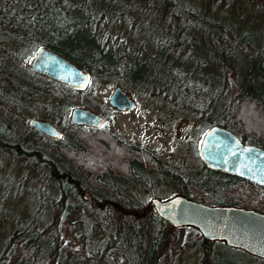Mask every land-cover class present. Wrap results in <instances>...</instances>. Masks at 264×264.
<instances>
[{"label":"trees","instance_id":"trees-1","mask_svg":"<svg viewBox=\"0 0 264 264\" xmlns=\"http://www.w3.org/2000/svg\"><path fill=\"white\" fill-rule=\"evenodd\" d=\"M236 1L207 3L221 8ZM147 24L153 31L137 35L136 28ZM122 27L141 38L136 47L122 35ZM146 36L152 55L144 53ZM40 47L70 61L91 80L116 74L126 86L138 82L147 91L153 83L166 84L165 94L155 92L157 97L171 95L176 108L208 126L222 104L225 120L214 125L264 150V42L255 44L225 16L189 0H0V124L10 123L8 130L0 126V151L33 166L41 184L39 205L45 196L47 208L41 225L31 218L5 234L0 264H177L188 233L197 238L195 264L226 263L217 246L264 264L222 243L204 241L192 228L171 227L134 196L136 150L102 126L73 125L66 119L61 106L80 105L83 90L33 74L29 61ZM248 51L245 62L237 64V56ZM196 92L212 100H198ZM28 101L55 124L59 139L41 135L20 116ZM253 187L249 204L198 202L264 214V187ZM80 191L89 192L94 205Z\"/></svg>","mask_w":264,"mask_h":264},{"label":"rangeland","instance_id":"rangeland-1","mask_svg":"<svg viewBox=\"0 0 264 264\" xmlns=\"http://www.w3.org/2000/svg\"><path fill=\"white\" fill-rule=\"evenodd\" d=\"M189 1L194 3L199 9L204 8L210 11L211 14L225 16L237 32H243L255 44L264 42V0H237L229 7H222L220 4L221 8L211 6L207 3V0ZM126 29V27L119 28L123 33L122 35H125L132 47H134L135 41H141V38L138 37L135 39V37L127 33ZM152 31L153 27L149 24L147 26H139L135 30L137 35H146ZM146 38L145 41L142 40L144 42V53L146 55H152V41L150 37L146 36ZM250 53L251 51L239 54L237 56V64L245 62ZM201 56L203 54L197 57ZM120 80V76L116 74L109 80H103L101 78L88 79L86 87L83 89L84 97L82 103L73 107L83 108L107 117V127L116 135L124 136L128 141H145L147 139L149 141V139H152L150 145L153 148L163 150L171 156L174 154L175 165L180 166L186 164V167H190L195 161L192 152L196 146V140L201 133V128L197 125L203 119L192 118L189 115L190 113H187L181 107L176 108L175 104L171 105L167 102H162V98H158L155 92L164 95L165 89L168 86L166 84L156 85L153 83L150 86L153 89L152 91H147L144 87H138L137 94L135 87L130 88ZM115 87H119L125 93L127 91L133 99L138 98L137 111L117 114L107 108L108 96ZM207 95L208 93L206 92L204 94L196 92L193 97L198 98V100L203 99L204 102H207L208 98H211L207 97ZM167 97H171V95L167 94ZM52 105V107L54 105L56 106L54 103ZM221 106L222 104H218V109L213 115V124L222 123L225 120L223 119V114L221 115ZM73 107L67 105L61 106L62 110L66 112L67 120H69V112ZM35 108L36 106H33L28 101L22 107L20 116L28 124L31 120H40L48 122L53 126L55 125L47 120L45 112H41L40 110L34 111ZM0 126L3 130H8L10 123L3 121ZM149 133H152V135ZM40 185L36 179V171L32 165L27 164L22 159L13 157L9 153L0 151V250L5 234L18 224L31 218L35 222H38L39 225L45 221L47 214L45 196H43L40 205V200L37 197ZM87 217H85V220ZM84 232L88 237L90 236L86 227L84 228ZM90 238L92 239V237ZM184 240L186 244L178 255L176 263L195 264V244L197 243V238H193L188 233L184 235ZM215 250L220 254L222 260H227L224 264H260L240 253L224 250L220 246L215 247Z\"/></svg>","mask_w":264,"mask_h":264},{"label":"water","instance_id":"water-1","mask_svg":"<svg viewBox=\"0 0 264 264\" xmlns=\"http://www.w3.org/2000/svg\"><path fill=\"white\" fill-rule=\"evenodd\" d=\"M30 71L63 86L83 90L88 75L79 67L44 47L38 48L29 62ZM109 106L131 109L130 102L119 87L108 96ZM73 125L99 128L103 119L83 108L73 107L69 112ZM30 128L50 139H59L60 132L52 124L31 120ZM199 158L208 168L253 182L264 187V150L253 145H242L227 129L211 127L203 135L199 145ZM227 160L225 164L223 161ZM251 169V171L249 170ZM83 200L93 201L86 192ZM156 216L173 228L194 229L202 240L219 242L264 262V214L251 210L227 206H209L180 195L149 203Z\"/></svg>","mask_w":264,"mask_h":264},{"label":"flooded vegetation","instance_id":"flooded-vegetation-1","mask_svg":"<svg viewBox=\"0 0 264 264\" xmlns=\"http://www.w3.org/2000/svg\"><path fill=\"white\" fill-rule=\"evenodd\" d=\"M135 88L138 94V82ZM125 95L128 97L130 102L133 103V107L131 109L125 108L122 110H117L109 106L108 101L107 108L110 109L111 112L117 114L137 111L138 98L133 99L127 93V91ZM162 102H167L168 104L174 105L175 99L168 97L162 98ZM99 116L103 119L102 127H104L106 132L116 135L107 127L108 118L103 115ZM211 124L212 125L208 126L206 124V121L203 119V121L198 123L197 125L200 126L201 133L196 140V146L194 147L192 152L194 154L193 158L195 159V161L190 165V167H186V164L180 166L175 165L174 154H172L171 156L168 153H165V151L163 150H157L156 148H153V146L150 145L152 143V139H149V141L148 139L145 141H128L124 136L121 137V135H116L118 139H120L122 142L127 143L128 145H131L130 147L136 150V163L138 166V189L134 191V196L138 197V199L141 201L147 202L148 207H151L149 206V203L152 200L163 201L175 195H180L184 198L196 202L245 200L247 204H249V202L253 201V182L246 181L242 178L223 172L211 170L204 162L200 160L199 145L201 139L209 128L216 126L213 123ZM149 134L152 135V133ZM239 142L242 145H250L247 143H243L240 140ZM84 192H86L90 199L93 201V204H90L94 205V200L89 192L80 191L79 194L81 198ZM227 207L247 209L238 205Z\"/></svg>","mask_w":264,"mask_h":264},{"label":"snow or ice","instance_id":"snow-or-ice-1","mask_svg":"<svg viewBox=\"0 0 264 264\" xmlns=\"http://www.w3.org/2000/svg\"><path fill=\"white\" fill-rule=\"evenodd\" d=\"M223 162H224L225 164H227V163H228V161H227V160H224ZM249 170L251 171V169H249Z\"/></svg>","mask_w":264,"mask_h":264},{"label":"bare ground","instance_id":"bare-ground-1","mask_svg":"<svg viewBox=\"0 0 264 264\" xmlns=\"http://www.w3.org/2000/svg\"><path fill=\"white\" fill-rule=\"evenodd\" d=\"M229 131V130H228Z\"/></svg>","mask_w":264,"mask_h":264}]
</instances>
